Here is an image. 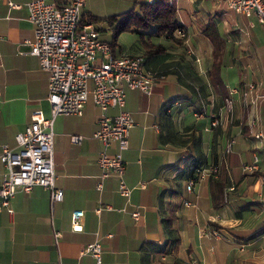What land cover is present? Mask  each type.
I'll list each match as a JSON object with an SVG mask.
<instances>
[{"label":"crops","instance_id":"obj_1","mask_svg":"<svg viewBox=\"0 0 264 264\" xmlns=\"http://www.w3.org/2000/svg\"><path fill=\"white\" fill-rule=\"evenodd\" d=\"M29 1L0 0V147L16 148L15 135L34 110L51 115L48 73L30 53L34 25L27 19ZM148 1L85 0L82 14L105 17L107 23V17ZM173 4L181 43L154 34L150 27L120 33L114 47L116 55H142L145 68L160 74L149 95L124 86L125 109L134 122L122 153L124 180L132 189L129 200L118 193L114 175L103 181L101 190L96 187L103 145L93 133L101 110L88 98L81 115L53 120L54 185L62 189V198L51 201L50 191L35 185L29 192L16 191L12 214L0 210V264H264V79L261 87L255 83L242 89L251 83H242L239 72L240 79H232V63L212 76L213 45L203 33L209 24L216 25L233 62L239 43L222 36L220 23L235 19L239 27L250 29L264 61V41L253 31L264 25L254 15L232 14L225 0ZM99 22L94 23L101 38L111 42V26L102 34ZM148 44L164 50L148 54ZM174 100L178 104L170 106ZM213 120L216 127H211ZM257 132L262 137L255 138ZM71 134L82 135L81 143H72ZM231 138L235 141L228 148ZM116 151L112 142L107 153ZM255 155L258 168L243 169ZM215 164L217 175L186 189L195 166ZM4 171L0 164V182ZM75 210L84 212L80 229L71 227ZM134 210L140 213L137 220ZM93 242L101 246L100 262L81 253L82 245Z\"/></svg>","mask_w":264,"mask_h":264},{"label":"built area","instance_id":"obj_2","mask_svg":"<svg viewBox=\"0 0 264 264\" xmlns=\"http://www.w3.org/2000/svg\"><path fill=\"white\" fill-rule=\"evenodd\" d=\"M227 8L249 17L264 25V0H225ZM85 0H31L26 3L27 19L34 25V39L29 41L30 53L37 56L41 69L48 73V96L50 117L41 110H34L24 129L15 135L16 148L7 144L0 147V164L5 167L0 182V210L5 208L12 214L10 204L16 191L29 192L35 185L50 191L51 201L62 198L63 191L55 187L53 162V120L59 115H81L88 99V80L93 82L92 99L101 110L98 128L93 137L98 139L103 149L97 158L100 168L96 187L101 190L103 181L111 175L118 179V193L129 200L131 188L124 180L126 163L122 153L128 148L129 130L134 125L131 114L125 109L124 86L139 89L145 94L152 93L160 77L155 71L145 68L142 55H116L110 44L101 38L93 21L82 19ZM148 3H152L149 0ZM172 5L173 0H168ZM12 6H17L11 3ZM253 88V85H249ZM264 97V95H262ZM178 104L174 100L170 106ZM232 99H226L227 111H232ZM166 107V111L170 110ZM115 108L114 114L109 109ZM217 120L211 121L216 127ZM255 138L262 133L254 134ZM83 136L71 134L72 143H81ZM231 138L228 148L234 143ZM112 142L117 143L113 155L107 153ZM259 158L255 155L251 163L243 169L253 171L258 168ZM219 165L194 167L187 179L186 189L192 191L196 182L217 175ZM264 182V176L261 177ZM107 208L111 209L110 205ZM84 212L75 210L71 216V227L81 228ZM131 215L139 218V211ZM55 235H58L56 233ZM101 246L98 242L82 245L81 253L91 254L100 262ZM59 264H70L59 261ZM79 264V263H72Z\"/></svg>","mask_w":264,"mask_h":264},{"label":"trees","instance_id":"obj_3","mask_svg":"<svg viewBox=\"0 0 264 264\" xmlns=\"http://www.w3.org/2000/svg\"><path fill=\"white\" fill-rule=\"evenodd\" d=\"M82 19L96 22L99 17L82 14ZM106 21L108 25L111 26L113 33L112 40L109 42L113 53L117 37L120 33L125 31L148 30L150 27H153V33L158 36H163L177 43L182 42V39L177 38L175 35L176 31L181 28L177 18V11L173 3L169 5L168 0H154L152 3H138L136 7L124 13L107 17ZM203 33L209 38L213 45L214 60L211 69V74L213 76L214 72L219 71L225 64H231L232 59L225 41L218 34L216 25L209 24L204 29ZM146 46L148 54H155L164 50L160 45L148 44Z\"/></svg>","mask_w":264,"mask_h":264},{"label":"rangeland","instance_id":"obj_4","mask_svg":"<svg viewBox=\"0 0 264 264\" xmlns=\"http://www.w3.org/2000/svg\"><path fill=\"white\" fill-rule=\"evenodd\" d=\"M230 10L229 8H227ZM232 14H235L236 12L233 10H230ZM241 18H244V15L239 14ZM105 17H100L96 22L103 21L98 23L100 26H102V34H105L108 32L107 26H109L104 21ZM107 22V21H106ZM237 23V20L233 19L231 20L229 17L225 19L222 23H220V31L223 37H225L230 43H239L236 50L235 58H233L232 67H228L229 71H232L233 80H238L240 78H236V72H239L242 74L241 79L243 80L242 83L248 82L254 85L255 83H259L260 87L262 86V83H260V79H264V61L261 60L259 50L256 49L255 45H253L251 41L250 36V29H247L246 27H239ZM258 25V23H256ZM110 27V26H109ZM231 27V29H229ZM253 31L255 32V35L259 37L261 41H264V26L262 27H254ZM103 36V35H102ZM111 40V37L110 39ZM231 75V73H230ZM247 85V86H246ZM245 86L242 85V89L246 87L250 90L249 84H246ZM256 86V85H255ZM92 88H93V82L91 79L88 80V98L92 99ZM244 89L242 91L243 98H247L248 96V90ZM261 125L262 128H264V107H262L261 112Z\"/></svg>","mask_w":264,"mask_h":264}]
</instances>
